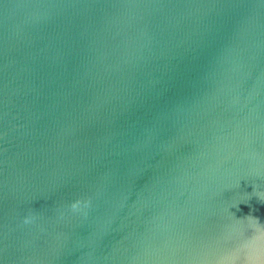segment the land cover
Segmentation results:
<instances>
[{"label":"water","instance_id":"water-1","mask_svg":"<svg viewBox=\"0 0 264 264\" xmlns=\"http://www.w3.org/2000/svg\"><path fill=\"white\" fill-rule=\"evenodd\" d=\"M262 232L264 0H0V264H264Z\"/></svg>","mask_w":264,"mask_h":264},{"label":"clouds","instance_id":"clouds-1","mask_svg":"<svg viewBox=\"0 0 264 264\" xmlns=\"http://www.w3.org/2000/svg\"><path fill=\"white\" fill-rule=\"evenodd\" d=\"M80 205H81V201L78 200V201L72 203L71 208L73 211H77L80 209ZM85 206H87V202H85ZM27 222H28V220L26 219L25 223H27ZM255 239L264 240V232H262L258 237H255ZM248 264H257V262L256 261H249Z\"/></svg>","mask_w":264,"mask_h":264}]
</instances>
